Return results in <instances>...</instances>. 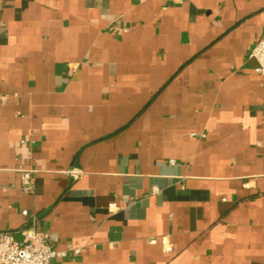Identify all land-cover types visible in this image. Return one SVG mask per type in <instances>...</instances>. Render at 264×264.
<instances>
[{
  "label": "crops",
  "instance_id": "0c3cea01",
  "mask_svg": "<svg viewBox=\"0 0 264 264\" xmlns=\"http://www.w3.org/2000/svg\"><path fill=\"white\" fill-rule=\"evenodd\" d=\"M262 35L264 0H0V238L33 226L50 264H264Z\"/></svg>",
  "mask_w": 264,
  "mask_h": 264
},
{
  "label": "built area",
  "instance_id": "2783aa9c",
  "mask_svg": "<svg viewBox=\"0 0 264 264\" xmlns=\"http://www.w3.org/2000/svg\"><path fill=\"white\" fill-rule=\"evenodd\" d=\"M181 1V0H172ZM249 56L255 61L254 70L264 75V35L260 36L250 49ZM73 178L79 177L80 171L77 169L70 170ZM20 189L26 193L34 192L31 170L20 169ZM155 191L156 189L153 188ZM23 215H28L27 210H22ZM32 223H35L36 217L32 216ZM25 238L16 240L9 232L2 234L0 238V264H50V260L56 256L65 255V251L55 250L47 241L45 235L37 231L33 226L25 229ZM156 238H150L149 243H156ZM162 248L169 252L172 245L167 237H161ZM74 253L79 251L78 248H71Z\"/></svg>",
  "mask_w": 264,
  "mask_h": 264
}]
</instances>
